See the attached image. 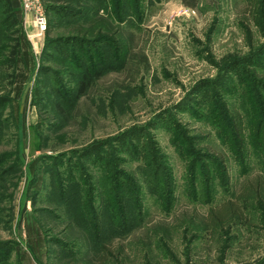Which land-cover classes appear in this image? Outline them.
<instances>
[{
  "label": "rangeland",
  "instance_id": "1",
  "mask_svg": "<svg viewBox=\"0 0 264 264\" xmlns=\"http://www.w3.org/2000/svg\"><path fill=\"white\" fill-rule=\"evenodd\" d=\"M42 1L50 10L44 38L30 39L17 18L33 58L21 94L6 63L20 33L4 24L0 3V252L12 245L5 264H264V154L256 158L251 141L257 96L264 100L257 0H142L128 18L101 0ZM104 38L112 57L99 59L117 71H103L78 97L84 70L65 55L79 47L66 42L101 51L107 45L95 42ZM49 41H61L60 50ZM226 107L244 122V160L224 127ZM98 144L113 158L110 175L136 181L143 207L122 233L109 223L94 239L77 212L105 198L101 155L87 153ZM150 161L160 167L156 188L142 172Z\"/></svg>",
  "mask_w": 264,
  "mask_h": 264
},
{
  "label": "trees",
  "instance_id": "2",
  "mask_svg": "<svg viewBox=\"0 0 264 264\" xmlns=\"http://www.w3.org/2000/svg\"><path fill=\"white\" fill-rule=\"evenodd\" d=\"M15 1V0H14ZM252 0H246L248 5H252ZM4 3L6 6V10H4V13L9 15L5 19V23L10 22V28L14 29L13 33H20L19 38H15L13 41L15 44L10 48L8 57L6 59V63L10 64L15 69V77H20L19 82V89L20 94L22 92V88L24 87V84L26 80L28 79L31 70L33 69V58L30 52V44L26 38L25 33L23 32L21 24H18L17 18L20 19V10H14L12 7L13 0H0V3ZM141 2L142 0H101L100 1V7H102L106 12L110 13V11H115L118 15V17H132L139 14V10L141 9ZM263 0H257V25L261 24V18L262 15H264V3L262 4ZM13 9V10H12ZM47 10V16H48V27H49V11ZM71 12V9L62 10ZM58 13V12H57ZM84 13L83 11L80 13L82 15ZM115 13V12H114ZM116 15V14H115ZM124 15V16H123ZM253 20L256 22V17L254 11L252 12ZM124 18V19H125ZM123 19V20H124ZM260 21V22H259ZM20 25V27H19ZM17 27V28H16ZM48 31V30H47ZM60 42H53L49 41L48 47L57 48V44ZM63 43V42H62ZM66 43H73L75 47H79V55L76 57L69 55H65L66 57H72V61L74 64L82 70L83 72V79L79 82V92L78 97H83L86 94L87 89L90 87L93 79H98L103 71L111 70V71H117V68L113 67V64L111 62H108L106 60L99 59V56L105 55V57H112L111 56V45L110 40L108 38H104L103 40H97L95 43H105L107 45L106 47H102L101 51H97L94 46H92L91 42L87 40H72L70 39ZM85 45L89 47V49H92L93 52L85 50ZM54 49V50H55ZM59 48H57L55 51H58ZM60 50V49H59ZM65 52V50H64ZM82 59H87L88 62H83ZM77 58V59H76ZM99 59L100 62L94 63V59ZM97 67H101L100 72H94V69ZM93 71L94 74H91L90 71ZM264 95V94H263ZM257 105H259L260 110L257 115V121L252 123V125H256L257 123V131H260L259 140L257 142V131L254 133L253 140L251 139L252 143H255L254 147V153L256 155V158L262 157V152L264 154V149L262 147L264 146V100L261 96H257ZM258 107V106H257ZM226 113V124H224V127H227L229 125L230 132L233 133L232 139L234 138L235 142H232L233 145H236L238 154L240 156V159L244 160L245 155V146L247 141L246 135L243 134V125L244 122L241 120V117L238 114H235L233 116L229 115V108H225ZM229 115V117H228ZM247 121V120H246ZM248 124L251 125V122L247 121ZM223 125V124H222ZM229 142V141H228ZM231 144V143H230ZM107 147V146H106ZM105 147V148H106ZM104 147H102V144H98L90 149L87 150V153H91L90 155H93V153H99L101 155L102 160V189H103V195L105 196L104 201H102L101 206L98 208L93 207L92 205L87 204V211L85 208H82L77 212V215L82 218V221L84 222V227H87V231L89 232V235L92 236L94 239L101 237L103 234V227L108 225L110 223L111 228L115 227V225L118 223L120 224L119 230L117 233H122L121 229L128 228V224L130 223V218L132 221V224L135 223V220L140 218L142 211V203L137 198V194H140V188L137 186L136 181H129L128 183H125L124 178L120 175H113L109 174V167L112 164L113 158H108L109 153L108 150H106ZM258 155V156H257ZM109 160H108V159ZM91 161V160H90ZM33 165V162L31 166ZM157 163L150 161L148 166L144 167L142 170L143 175L145 177L146 182L151 186L155 187L158 186L159 182V174L161 173L159 171L160 167H157ZM148 167V168H147ZM165 175V174H164ZM166 179L168 180L167 189L170 190L171 185L169 184V174L166 172ZM74 181V179H73ZM75 182V181H74ZM159 187V186H158ZM139 191V193H137ZM158 195V192L155 193ZM133 199V200H132ZM232 206V203H229ZM129 207V209H128ZM139 212V213H138ZM215 213V212H214ZM223 213V211H222ZM212 215V212H211ZM114 216L121 219V221L117 222V220L113 219ZM225 216H223V219ZM226 219V218H225ZM115 231V230H113ZM99 247V251L102 252L105 250V248L100 243H97L95 245ZM11 252H12V245L6 244V246L3 247V249L0 252V264H5L9 259L11 258ZM7 260L6 262L4 261Z\"/></svg>",
  "mask_w": 264,
  "mask_h": 264
},
{
  "label": "built area",
  "instance_id": "3",
  "mask_svg": "<svg viewBox=\"0 0 264 264\" xmlns=\"http://www.w3.org/2000/svg\"><path fill=\"white\" fill-rule=\"evenodd\" d=\"M20 9L23 14L33 17V36L30 39H42L48 30V16L42 0H19Z\"/></svg>",
  "mask_w": 264,
  "mask_h": 264
},
{
  "label": "crops",
  "instance_id": "4",
  "mask_svg": "<svg viewBox=\"0 0 264 264\" xmlns=\"http://www.w3.org/2000/svg\"><path fill=\"white\" fill-rule=\"evenodd\" d=\"M14 2H16V0ZM14 2H13V5L15 7V3ZM19 5H20V3H19ZM19 5H18V8L17 9L21 11ZM20 17L24 21L22 23L23 24V27L25 28V31H26L27 35H29V33H32V30H33V21H32V19H31L30 16H28L26 14H23L22 12H20Z\"/></svg>",
  "mask_w": 264,
  "mask_h": 264
},
{
  "label": "water",
  "instance_id": "5",
  "mask_svg": "<svg viewBox=\"0 0 264 264\" xmlns=\"http://www.w3.org/2000/svg\"><path fill=\"white\" fill-rule=\"evenodd\" d=\"M25 93H26V92H25ZM25 98H26V94L23 95V97H22V102L25 101Z\"/></svg>",
  "mask_w": 264,
  "mask_h": 264
}]
</instances>
